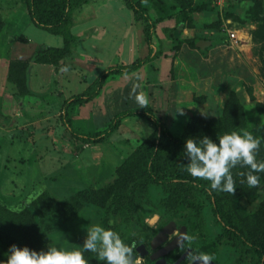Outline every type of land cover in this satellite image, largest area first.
<instances>
[{
	"label": "rangeland",
	"instance_id": "374dc122",
	"mask_svg": "<svg viewBox=\"0 0 264 264\" xmlns=\"http://www.w3.org/2000/svg\"><path fill=\"white\" fill-rule=\"evenodd\" d=\"M167 1L176 5L175 11L182 5L186 19L182 25L175 19L157 24L153 47L159 56L127 77L111 75L101 93L73 107L67 120L83 134L104 130L117 113L141 107L133 92L138 84L136 91L146 92L148 105L175 137L205 134L218 140L226 132L247 130L263 143L264 0ZM151 15L157 18L153 9ZM0 17L4 22L0 30V203L15 210L30 209L38 216L32 204L43 191L56 201H66L84 190L108 188L116 181L118 168L154 132L148 120L129 117L109 141L87 144L73 137L61 117L63 101L86 90L101 72L149 54L145 24L135 19L124 0L83 1L73 13L72 32L79 41L72 57L60 67L33 63L32 94L21 97L8 81L10 62L45 47H62L64 38L37 27L25 0H0ZM66 66L68 71L63 70ZM153 194L165 195L159 186ZM198 198L213 239L221 226L206 195ZM236 207L241 216L263 218L264 186L239 192ZM104 212L101 205L90 202L67 219L46 213V223L55 229L50 246L80 250L89 262L98 252L84 251L82 246L88 229L103 226ZM169 218L171 214L157 212L146 223L161 229ZM106 221L112 225L115 220L109 216ZM187 233L195 239L186 240L184 249L193 248L201 236L199 231ZM238 258L234 247L225 246L215 261L254 264L255 260L249 254L240 262ZM188 261L191 264V255ZM136 263L147 264L146 258L138 256Z\"/></svg>",
	"mask_w": 264,
	"mask_h": 264
},
{
	"label": "trees",
	"instance_id": "16d2710c",
	"mask_svg": "<svg viewBox=\"0 0 264 264\" xmlns=\"http://www.w3.org/2000/svg\"><path fill=\"white\" fill-rule=\"evenodd\" d=\"M83 1L91 0H25L28 14L34 24L54 35L62 36L64 45L58 48L45 47L36 50L28 58H18L10 62L8 81L16 86L19 96L32 94L30 69L33 63L60 67L65 59L72 57L74 47L79 41L72 32L73 13ZM124 1L135 19L145 24L149 54L131 64L112 66L101 72L86 90L63 101L61 117L73 137L87 144H103L109 141L129 117L148 120L153 124L154 132L118 168L116 181L105 190H84L66 201H56L48 191H43L32 204L38 216L30 209L15 210L0 203V260L7 258L6 253L12 244L46 251L50 246V233L55 229L54 224L46 223L45 214L50 212L56 218L67 219L79 212L86 203L95 202L104 208L103 226L117 231L124 242L132 247V253L137 254V248L142 244L151 250L152 239L163 227L154 229L147 225V219L157 212H164L171 214V218L165 221L163 226L175 221L178 227L186 226L187 232L199 231L201 236L194 243V247H190V255L207 252L213 254L216 260L221 248L232 246L239 253V262L242 261L240 258L249 254L255 258L254 264H264V217L241 216L236 207L239 192L258 187H251L246 183L249 166L237 165L232 169L236 181V190L233 193L212 189L209 180L193 177L187 171L186 164L189 161L184 153V145L185 140L191 136H173L163 118L149 105L117 113L104 130L94 133L78 132L65 117L73 107L93 101L111 75L127 77L159 56L153 47L157 24L175 19L182 25L186 19L183 6L175 11L176 5L167 0ZM152 9L156 19L151 15ZM3 26L4 22L0 17V30ZM25 41L26 39L23 43H26ZM203 136L205 134H195L192 137L199 139ZM257 160H264V141L257 152ZM258 175L264 182V173ZM157 186L164 191V196H154L153 189ZM198 194L206 195L209 206L221 226V232L213 239L210 238L203 213L204 206ZM187 214L189 216L184 218ZM109 216L115 220L112 225L106 221ZM187 249L181 246L171 251L165 257L168 264L175 263ZM188 258L186 264H189ZM89 262L106 264L105 261L99 260L98 253L91 255ZM146 262L156 264L149 256L146 257Z\"/></svg>",
	"mask_w": 264,
	"mask_h": 264
},
{
	"label": "clouds",
	"instance_id": "9594fccd",
	"mask_svg": "<svg viewBox=\"0 0 264 264\" xmlns=\"http://www.w3.org/2000/svg\"><path fill=\"white\" fill-rule=\"evenodd\" d=\"M63 70L68 71L69 68L66 66ZM136 88H139L138 84L133 89L134 98L143 108L149 104V96L144 91L137 92ZM261 139L247 130H243L242 134L226 132L218 140L208 136L199 139L189 137L184 145V153L189 161L187 171L193 177L209 180L212 189L233 193L236 181L232 169L237 165H247L246 183L251 187L264 186L258 175L264 173V160H257ZM185 239L191 241L195 237L187 236ZM82 249L98 252L99 260L106 264H135L132 247L124 242L117 231L101 224L88 229ZM6 254L7 258L0 260V264H89L82 251H67L56 246L37 251L26 245L20 247L12 244ZM214 260L215 256L207 252L191 255V264H212Z\"/></svg>",
	"mask_w": 264,
	"mask_h": 264
},
{
	"label": "water",
	"instance_id": "95a60500",
	"mask_svg": "<svg viewBox=\"0 0 264 264\" xmlns=\"http://www.w3.org/2000/svg\"><path fill=\"white\" fill-rule=\"evenodd\" d=\"M178 232L171 239L170 236ZM187 227L181 226L178 228L175 221L169 222L166 226L159 231V233L151 241V250L154 251L150 254L148 248L142 244L137 248V254L133 253V259L136 263L137 257L142 259L147 256L150 257L151 261H154L156 264H168L165 256L168 255L171 251L183 246L184 242L187 240ZM192 253V249L188 248L182 256L173 264H183L186 261L188 256ZM212 264H217L212 262Z\"/></svg>",
	"mask_w": 264,
	"mask_h": 264
},
{
	"label": "built area",
	"instance_id": "2783aa9c",
	"mask_svg": "<svg viewBox=\"0 0 264 264\" xmlns=\"http://www.w3.org/2000/svg\"><path fill=\"white\" fill-rule=\"evenodd\" d=\"M217 2H218V3H227L228 0H217ZM235 36H236V34L233 33V34H232V38H235Z\"/></svg>",
	"mask_w": 264,
	"mask_h": 264
},
{
	"label": "flooded vegetation",
	"instance_id": "af4514ba",
	"mask_svg": "<svg viewBox=\"0 0 264 264\" xmlns=\"http://www.w3.org/2000/svg\"><path fill=\"white\" fill-rule=\"evenodd\" d=\"M179 228H180V227H179ZM148 250H149V249H148ZM149 251H150V254L154 252V251H151V250H149Z\"/></svg>",
	"mask_w": 264,
	"mask_h": 264
}]
</instances>
